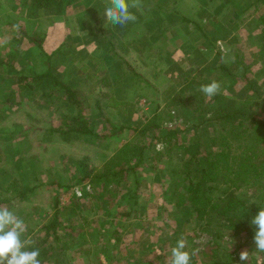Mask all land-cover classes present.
Returning <instances> with one entry per match:
<instances>
[{"label":"rangeland","instance_id":"1","mask_svg":"<svg viewBox=\"0 0 264 264\" xmlns=\"http://www.w3.org/2000/svg\"><path fill=\"white\" fill-rule=\"evenodd\" d=\"M0 1L8 5L0 8V20H16L14 29L5 25L9 34L33 37L13 42L22 50L14 57L15 71L1 74L4 80L31 77L46 66L45 47L56 45L48 53L54 72L82 102L80 110L68 107L45 83L7 107L15 109L13 120L6 115V122L0 112V127L7 129L0 147V207L24 220L35 247L51 246L41 264H169L181 237L191 264H210L211 256L219 264H264L246 231L254 215L244 225L235 220L205 231L204 222L177 206L186 204L176 169L188 159L205 163L212 152L241 153L244 129L252 118L264 120L263 2L141 0V8L130 9L136 21L120 26L104 15L109 0H59L44 9L31 0ZM220 63L232 76L219 70ZM110 80L130 84L128 107L113 96ZM213 80L220 92L206 97L200 86ZM77 112L97 137L59 131L64 116ZM232 114L229 121L220 118ZM114 154L125 166L140 164L107 184L100 174ZM258 195L264 198V178L225 193L251 205ZM55 210L56 239L42 228ZM245 249L249 262L239 260Z\"/></svg>","mask_w":264,"mask_h":264},{"label":"trees","instance_id":"2","mask_svg":"<svg viewBox=\"0 0 264 264\" xmlns=\"http://www.w3.org/2000/svg\"><path fill=\"white\" fill-rule=\"evenodd\" d=\"M58 1L31 0V4L35 9H44L52 7ZM259 1L264 3V0ZM260 22L264 25V14L260 18ZM261 31L264 33V26L261 28ZM45 54L47 68L43 72L33 73L31 77L21 74L17 80L19 89L24 91L33 90L46 83L52 90L56 88V93H59L64 98L65 105L80 110L82 102L78 90L53 74L50 69L51 56L47 53ZM1 64L0 60V66ZM218 68L227 76H232L229 68L224 63H220ZM29 79L33 80V83ZM22 81L23 83H21ZM242 108L245 107H239L233 113H241ZM233 116L234 114L222 115L220 118L223 117V119L229 121ZM251 121V128L247 127V129H244V134H242L241 141L244 144L242 145L241 153L233 155L221 150L208 153L205 163L201 159L196 162L188 159L184 160L178 167L176 166L179 184L184 188V193H179L185 197V202L183 203L186 204H177V206H186L187 210L183 211L184 214L194 216L198 221L204 222V230L209 233H212L214 230L211 228L212 226L223 224V222L230 224L235 220H241V223L244 225L246 224L244 218L248 220L249 217L255 216L260 208H264V198L262 196L259 197V195L254 205L234 196L225 197V193H228L231 189L255 187L264 178V120L252 118ZM231 125L233 128L234 124ZM63 126L64 129H60L59 131L67 136L76 135L79 137L89 135L97 137L88 121L80 112H77L76 115H65ZM167 131L169 136H171L172 131ZM121 151L123 150L119 149L117 152L120 153ZM113 156L105 165V172L100 174V179L106 177L105 182L107 184L112 182V177L122 175V173L127 171L137 170L140 164V162L136 161L132 165L125 166L126 164L115 161V154ZM113 163L115 164L113 165ZM7 184L11 186L13 182ZM9 185L8 187H10ZM56 210L53 219L42 227L45 231L50 230L55 239L57 238L56 227L58 223V211ZM246 229L247 232L251 233V236L254 235V227L247 226ZM214 235L217 239V237H220V232ZM50 249L51 246L42 245L40 249L41 255H47ZM209 261H211L210 264H219V261L214 256H211Z\"/></svg>","mask_w":264,"mask_h":264},{"label":"clouds","instance_id":"3","mask_svg":"<svg viewBox=\"0 0 264 264\" xmlns=\"http://www.w3.org/2000/svg\"><path fill=\"white\" fill-rule=\"evenodd\" d=\"M141 0H109L104 10L107 22L113 25H126L135 22L137 17L131 8H141ZM221 85L213 80L200 86L199 91L206 97L220 92ZM157 145V150L161 149ZM254 227L253 244L257 252L264 253V208L251 219ZM27 227L22 218L8 207H0V264H41V252L34 242L27 238ZM192 254L187 250V242L181 237L171 248L169 264H191ZM241 262H249L248 250L239 253Z\"/></svg>","mask_w":264,"mask_h":264},{"label":"crops","instance_id":"4","mask_svg":"<svg viewBox=\"0 0 264 264\" xmlns=\"http://www.w3.org/2000/svg\"><path fill=\"white\" fill-rule=\"evenodd\" d=\"M223 1V0H222ZM7 6L6 5V2L5 1H0V8H3V9H7ZM11 6V5H10ZM13 9H15V12L17 11L16 7H14L13 5L11 6ZM33 10H35L33 8ZM18 13H21V12H18ZM16 16V15H14ZM16 21V20H15ZM15 21L11 23L10 22H3L2 20H0V60H1V66H0V112H2V115H5L4 118L6 119V122H7V116H9V118H11V120L14 119V113H15V109H11V108H7V107H10L12 105H20L22 103V98L23 96H25V93H31V92H34V90H36L37 88L33 89V90H20L19 89V83H18V78L7 83L5 80H4V77L1 75L2 73H6L9 74L10 72L12 71H15V67H14V63L13 61L15 60V56L18 55L22 49H18V46L16 44L13 45V42H19L21 39H24V40H29V42H33V37L29 36L28 34L27 35H22L21 37H17L15 36V32L10 33V31L8 30V28H6L5 25L9 24L11 25V27H13V29L16 27L15 26ZM52 29V28H51ZM17 38V40H15ZM12 43V44H11ZM62 43V41H61ZM6 44L7 46L10 44V47H9V50L6 49ZM56 47V45L54 46ZM54 47L49 50L45 47V50L44 52L45 53H51L53 52L54 50ZM27 48H33V47H27ZM101 53H102V50H101ZM100 53V54H101ZM99 54L97 53V56ZM8 56V58H7ZM10 56V58H9ZM103 58H109V57H105V56H102ZM5 59H8L5 61ZM106 59V60H107ZM47 67L46 66H43V68H41L40 70L39 69H36V72L39 73V72H43ZM51 68V71L53 72V74H55L54 72V69H53V66L51 65L50 66ZM118 68L120 69V67L118 66ZM119 71V70H118ZM107 72H109V70H107ZM111 74H113L111 72ZM56 75V74H55ZM115 75V73H114ZM57 76V75H56ZM128 76L127 73H125V77ZM60 80L64 81L62 77H59L57 76ZM22 83V82H21ZM110 84H111V88H112V93H113V96L122 101L123 103H125V107H128L127 106V103H129L130 101L127 100V96L130 92V84L127 85L126 82L124 81H118L117 83H115L114 81L110 80ZM125 90V97H122L121 94H123V91ZM43 94V93H42ZM46 94V92H45ZM20 95H23L22 97H20ZM30 97V96H29ZM0 115V126H4L5 125V120L1 119V116ZM7 115V116H6ZM13 126H15V124H13ZM2 128V129H1ZM7 131V129L5 127H0V136L3 135V138H4V135H5V132ZM6 144V140L5 138L4 139H1L0 140V147H4V145Z\"/></svg>","mask_w":264,"mask_h":264}]
</instances>
